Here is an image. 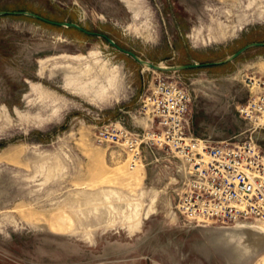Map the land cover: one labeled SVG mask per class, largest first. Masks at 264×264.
Listing matches in <instances>:
<instances>
[{
    "label": "rangeland",
    "instance_id": "1",
    "mask_svg": "<svg viewBox=\"0 0 264 264\" xmlns=\"http://www.w3.org/2000/svg\"><path fill=\"white\" fill-rule=\"evenodd\" d=\"M25 12L78 23L166 66L264 42V0H0V264H264V241L224 235L242 227L185 224L181 158L148 143L132 166L123 146L96 140L112 122L156 129L142 98L169 75L192 94L195 136L253 137L264 150V129L237 109L261 90L250 81L264 82V46L158 71L101 36ZM240 224L264 236V223Z\"/></svg>",
    "mask_w": 264,
    "mask_h": 264
},
{
    "label": "built area",
    "instance_id": "2",
    "mask_svg": "<svg viewBox=\"0 0 264 264\" xmlns=\"http://www.w3.org/2000/svg\"><path fill=\"white\" fill-rule=\"evenodd\" d=\"M250 82L261 90L237 109L254 129H264V82ZM192 100L175 76H160L142 98L143 111L157 128L141 135L112 122L99 127L96 140L123 146L132 166L141 161L148 143L181 158L187 180L176 209L185 224L230 228L243 221L264 223V150L253 137L214 141L195 136Z\"/></svg>",
    "mask_w": 264,
    "mask_h": 264
},
{
    "label": "water",
    "instance_id": "3",
    "mask_svg": "<svg viewBox=\"0 0 264 264\" xmlns=\"http://www.w3.org/2000/svg\"><path fill=\"white\" fill-rule=\"evenodd\" d=\"M2 13H5V12L3 11ZM25 13L29 14L31 16H34V17H36L38 19H41L43 21H46L48 23H51V24H55V25H59V26H65V27H74L77 30L82 31V32H84L86 34L101 36L104 39H106L111 45L115 46L116 48H118L123 53L131 56L138 63H140L142 65H146L147 64L150 68H153V69L158 70V71H179V70H183V69L207 67V66H212V65H221V64H224V63H227L229 61L234 60L235 58L240 56L243 52H245L246 50H248V49H250L252 47L264 46V42H251V43L243 46L241 49L237 50L236 52L228 55L226 58H224L223 60H220V61L207 62V63L194 62V63H189V64L170 65V66H166L165 65V66H162L161 64L151 63L149 61H146V60L142 59L134 51L121 47L114 39H112L111 37H109L108 35H106L104 33H97V32L89 31L86 28H84L83 26H81L80 24L75 23V22L52 21V20L44 18L43 16H41L39 14H36V13H33V12H25Z\"/></svg>",
    "mask_w": 264,
    "mask_h": 264
},
{
    "label": "bare ground",
    "instance_id": "4",
    "mask_svg": "<svg viewBox=\"0 0 264 264\" xmlns=\"http://www.w3.org/2000/svg\"><path fill=\"white\" fill-rule=\"evenodd\" d=\"M161 65L165 66L163 64H161ZM145 66L147 68H149V66L147 64ZM253 225L238 224L237 226L242 227V228H234L232 230L224 231V235H226L227 237H230V238H242V239H244V241L242 242L243 243L242 245L248 246V247L253 246V248H256L258 245L263 243L264 236H262V234H256L255 232L253 233L252 231H250L253 228H255ZM244 226H246V227H244ZM250 226H253V227H250ZM249 227H250V229H249ZM259 230H261L264 233V228H260Z\"/></svg>",
    "mask_w": 264,
    "mask_h": 264
},
{
    "label": "crops",
    "instance_id": "5",
    "mask_svg": "<svg viewBox=\"0 0 264 264\" xmlns=\"http://www.w3.org/2000/svg\"><path fill=\"white\" fill-rule=\"evenodd\" d=\"M175 167H171V169H174ZM178 203V202H177ZM176 203V204H177ZM104 243H105V247L107 248H110V247H114V248H116V249H118V250H116V251H119L118 253H122V251H121V249H124V247L122 248V243H120V242H112V241H109V240H104L103 241ZM119 248H121V249H119ZM116 261H118V260H116ZM108 263H109V261H108ZM132 263H133V261H132ZM109 264H116L114 261H110V263ZM128 264H130V262L128 263ZM135 264V263H134Z\"/></svg>",
    "mask_w": 264,
    "mask_h": 264
},
{
    "label": "trees",
    "instance_id": "6",
    "mask_svg": "<svg viewBox=\"0 0 264 264\" xmlns=\"http://www.w3.org/2000/svg\"><path fill=\"white\" fill-rule=\"evenodd\" d=\"M73 29H75V28H73Z\"/></svg>",
    "mask_w": 264,
    "mask_h": 264
}]
</instances>
